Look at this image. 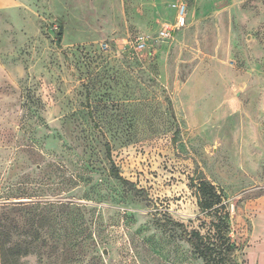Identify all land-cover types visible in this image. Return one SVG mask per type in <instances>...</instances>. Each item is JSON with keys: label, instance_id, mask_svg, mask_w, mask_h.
I'll return each mask as SVG.
<instances>
[{"label": "rangeland", "instance_id": "obj_1", "mask_svg": "<svg viewBox=\"0 0 264 264\" xmlns=\"http://www.w3.org/2000/svg\"><path fill=\"white\" fill-rule=\"evenodd\" d=\"M172 1L0 0V214L31 252L17 264H203L155 224L206 228L201 179L246 240L237 261L264 264V0H184L160 39ZM105 142L147 199L108 174Z\"/></svg>", "mask_w": 264, "mask_h": 264}, {"label": "trees", "instance_id": "obj_2", "mask_svg": "<svg viewBox=\"0 0 264 264\" xmlns=\"http://www.w3.org/2000/svg\"><path fill=\"white\" fill-rule=\"evenodd\" d=\"M56 21L58 31L55 39L57 44L60 45L63 30L61 22L58 19ZM166 102L168 111L171 112V101L167 97ZM87 114L92 116L90 110L87 111ZM174 127L175 129L171 134L172 142L176 140L179 133L176 121ZM104 144L105 156L110 163L108 174L118 181L124 189H127L132 196L147 199L148 193L145 188L137 187L133 181L120 174L115 160L112 159L111 145L107 142ZM189 186L194 188V195L200 212L210 217L206 228L203 230L188 228L184 223L169 216L163 217L164 219L156 217V226L176 228L181 239L193 249V252L203 264H243L237 261L236 254L243 250L246 240L236 243L231 239L228 224V206L224 201L222 191L204 179L196 182L191 180ZM15 205L17 204L11 206V210L17 214L18 208ZM17 228V222L14 218H8L3 213L0 214V264H17L21 256L31 253L27 244L19 240Z\"/></svg>", "mask_w": 264, "mask_h": 264}, {"label": "built area", "instance_id": "obj_3", "mask_svg": "<svg viewBox=\"0 0 264 264\" xmlns=\"http://www.w3.org/2000/svg\"><path fill=\"white\" fill-rule=\"evenodd\" d=\"M174 10V19L170 22L164 23L157 31V37L160 39L172 38L173 35L179 31L185 24V16L187 6L184 0H176L169 4ZM146 44V39L141 37L136 42V48H143ZM106 47V45H104Z\"/></svg>", "mask_w": 264, "mask_h": 264}, {"label": "crops", "instance_id": "obj_4", "mask_svg": "<svg viewBox=\"0 0 264 264\" xmlns=\"http://www.w3.org/2000/svg\"><path fill=\"white\" fill-rule=\"evenodd\" d=\"M172 2H173V1H172ZM170 3H171V2H170ZM170 3H168V6H169ZM171 11H172V10H171ZM173 19H174V12L172 11L171 14L167 13V17H166V19L164 20V21H165L164 23L170 22V21H172Z\"/></svg>", "mask_w": 264, "mask_h": 264}]
</instances>
